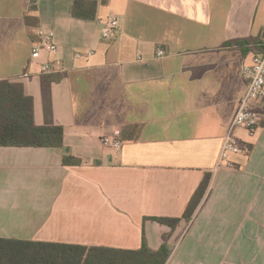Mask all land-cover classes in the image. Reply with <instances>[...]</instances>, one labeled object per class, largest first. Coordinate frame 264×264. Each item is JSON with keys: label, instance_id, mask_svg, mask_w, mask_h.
<instances>
[{"label": "crops", "instance_id": "obj_1", "mask_svg": "<svg viewBox=\"0 0 264 264\" xmlns=\"http://www.w3.org/2000/svg\"><path fill=\"white\" fill-rule=\"evenodd\" d=\"M74 1L0 0V80L24 85L37 125L51 100L65 132L63 147L0 146V237L138 249L144 235L166 264H264V122L236 128L243 149L219 162L243 65L264 51V0H96L93 20ZM41 30L56 53L33 54ZM116 129L121 151L103 143ZM206 174L190 223L150 219L181 217Z\"/></svg>", "mask_w": 264, "mask_h": 264}, {"label": "trees", "instance_id": "obj_2", "mask_svg": "<svg viewBox=\"0 0 264 264\" xmlns=\"http://www.w3.org/2000/svg\"><path fill=\"white\" fill-rule=\"evenodd\" d=\"M96 0H75L73 16L93 20L97 16ZM229 43H243L234 40ZM49 92L50 86H43ZM49 90V91H48ZM47 123H35L34 100L25 92L21 82L0 80V146L63 147L64 127L51 119V100L45 105ZM80 159L65 154V165L79 164ZM211 175L206 174L189 201L181 217H152L175 229L181 221L190 223L209 187ZM146 219V218H145ZM170 250L163 243L157 250L151 249L143 235L138 249H122L106 246H85L57 242L28 241L0 237V264H166Z\"/></svg>", "mask_w": 264, "mask_h": 264}, {"label": "built area", "instance_id": "obj_3", "mask_svg": "<svg viewBox=\"0 0 264 264\" xmlns=\"http://www.w3.org/2000/svg\"><path fill=\"white\" fill-rule=\"evenodd\" d=\"M119 26V19L115 16L109 18L103 28L102 35L104 38H110ZM41 40L33 48V54H39L46 51L50 54L58 51V45L54 41L52 32L40 31ZM164 50H159L158 55L163 56ZM91 54V53H90ZM52 65L46 62L42 66V72H49ZM243 73L248 79L247 89L239 98L236 113L230 122L225 139L223 142L219 162H228L230 154L239 153L243 148L234 131L242 127L247 129L251 134L264 122V116L257 106L259 103L264 104V51L254 54L251 62L243 65ZM103 143L117 151H121L125 140L121 129H116L112 134L103 137Z\"/></svg>", "mask_w": 264, "mask_h": 264}]
</instances>
